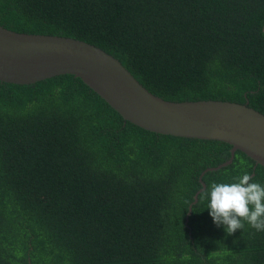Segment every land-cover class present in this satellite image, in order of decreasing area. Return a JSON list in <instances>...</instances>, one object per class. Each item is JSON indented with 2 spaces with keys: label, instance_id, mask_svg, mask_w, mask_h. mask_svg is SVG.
Returning <instances> with one entry per match:
<instances>
[{
  "label": "trees",
  "instance_id": "trees-1",
  "mask_svg": "<svg viewBox=\"0 0 264 264\" xmlns=\"http://www.w3.org/2000/svg\"><path fill=\"white\" fill-rule=\"evenodd\" d=\"M8 29L93 44L151 93L264 114V0H0ZM125 121L80 78L0 82V264H264V231L213 223V183L264 167ZM191 214L188 216L189 206Z\"/></svg>",
  "mask_w": 264,
  "mask_h": 264
},
{
  "label": "water",
  "instance_id": "water-1",
  "mask_svg": "<svg viewBox=\"0 0 264 264\" xmlns=\"http://www.w3.org/2000/svg\"><path fill=\"white\" fill-rule=\"evenodd\" d=\"M71 74L117 111L125 121L150 132L217 140L231 145L230 158L200 176L233 161L237 151L264 167V114L227 100L171 101L148 91L114 56L85 41L56 35L17 32L0 24V82L34 84ZM189 206L188 216L191 214Z\"/></svg>",
  "mask_w": 264,
  "mask_h": 264
},
{
  "label": "clouds",
  "instance_id": "clouds-1",
  "mask_svg": "<svg viewBox=\"0 0 264 264\" xmlns=\"http://www.w3.org/2000/svg\"><path fill=\"white\" fill-rule=\"evenodd\" d=\"M204 198L213 223L228 235L243 229L244 221L256 231H264V184L249 175L213 183Z\"/></svg>",
  "mask_w": 264,
  "mask_h": 264
}]
</instances>
